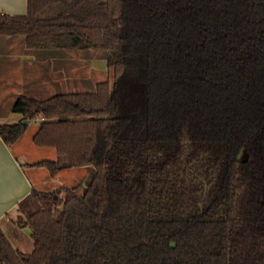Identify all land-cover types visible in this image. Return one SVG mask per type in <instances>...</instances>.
Listing matches in <instances>:
<instances>
[{"label": "trees", "instance_id": "trees-1", "mask_svg": "<svg viewBox=\"0 0 264 264\" xmlns=\"http://www.w3.org/2000/svg\"><path fill=\"white\" fill-rule=\"evenodd\" d=\"M0 34L105 50L114 76L0 123L11 145L42 117L51 174L95 168L19 202L34 246L0 224V264H264V0H28Z\"/></svg>", "mask_w": 264, "mask_h": 264}, {"label": "crops", "instance_id": "crops-1", "mask_svg": "<svg viewBox=\"0 0 264 264\" xmlns=\"http://www.w3.org/2000/svg\"><path fill=\"white\" fill-rule=\"evenodd\" d=\"M27 7L28 0H0V12L24 14ZM66 49L71 48H30L26 45L23 35L0 34V123L22 119V114L21 117L8 119L3 111L5 98L10 92H15L16 99L19 94L27 91L36 95L42 94L43 91L55 93L61 91L63 85L70 84L72 70L68 67L71 63L66 60L68 51ZM56 54L63 56L58 66L54 62ZM44 65H48V71L41 73ZM32 121L36 126L29 141L26 133L30 124L22 137L11 145L0 137V224L5 232L17 227L13 222L19 214V202L30 194L33 188L50 191L66 185L65 183L55 185L54 181L63 171L72 168L67 167L51 174L46 166L33 165L43 159H56L57 151L54 147L34 143L33 136L41 120L36 118ZM81 169L85 176L89 171L92 174L94 172L91 166H84ZM87 178L78 183L83 185ZM23 228L30 230L28 226Z\"/></svg>", "mask_w": 264, "mask_h": 264}, {"label": "rangeland", "instance_id": "rangeland-1", "mask_svg": "<svg viewBox=\"0 0 264 264\" xmlns=\"http://www.w3.org/2000/svg\"><path fill=\"white\" fill-rule=\"evenodd\" d=\"M67 51V62L71 63L68 67L72 70L71 79L69 80L70 84L63 85L61 87L62 92H72V91H85V90H94L96 88V84L102 80H110L113 81V69L108 66L107 62V54L108 52L101 49H66ZM61 57L56 54V59L54 62L59 65L61 62ZM48 71V65H44V67L40 70L41 73ZM13 88L11 87V90ZM23 91V90H22ZM29 92V91H27ZM30 93V92H29ZM32 94V93H30ZM53 92H45L42 94H32L36 97L46 98L52 95ZM15 92L9 93L4 101V109L3 111L7 115L8 119L12 117H21V113L18 111H14L12 105L15 102ZM17 114V115H16ZM29 130L26 133V138L28 141L32 135L33 130L35 129V122L30 121ZM35 146V145H34ZM93 166V165H92ZM88 168L86 172H88ZM83 171L81 167H72L66 171H63L57 179L54 181L55 185H60L65 183L66 185L72 186L77 184L78 182L83 181V178L89 177L91 173L89 171L88 175L85 176L82 174ZM86 181V180H85ZM84 181V182H85ZM89 181L85 182L82 185V188L88 184ZM82 192V189L80 190ZM18 216V215H17ZM17 216L14 218L13 224H16ZM17 225V224H16ZM30 228V227H29ZM31 230V229H30ZM29 229H25L23 227H15L14 229L7 230L6 233L14 244L15 247L20 248L24 252H30L33 249L34 241L31 237V231Z\"/></svg>", "mask_w": 264, "mask_h": 264}, {"label": "water", "instance_id": "water-1", "mask_svg": "<svg viewBox=\"0 0 264 264\" xmlns=\"http://www.w3.org/2000/svg\"><path fill=\"white\" fill-rule=\"evenodd\" d=\"M91 167L94 168V166H91ZM94 172H95V168H94ZM94 172H93V174H92V173L89 174V177L87 178V179H88L87 181L90 182V181L92 180L93 175H94ZM89 182H88V183H89ZM86 185H88V184H86Z\"/></svg>", "mask_w": 264, "mask_h": 264}, {"label": "built area", "instance_id": "built-area-1", "mask_svg": "<svg viewBox=\"0 0 264 264\" xmlns=\"http://www.w3.org/2000/svg\"><path fill=\"white\" fill-rule=\"evenodd\" d=\"M38 119L42 120L43 118H42V117H40V118H38Z\"/></svg>", "mask_w": 264, "mask_h": 264}]
</instances>
